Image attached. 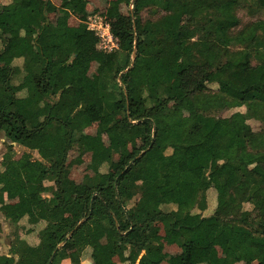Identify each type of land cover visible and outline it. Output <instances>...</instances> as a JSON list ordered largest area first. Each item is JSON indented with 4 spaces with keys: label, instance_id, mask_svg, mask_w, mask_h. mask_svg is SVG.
<instances>
[{
    "label": "trees",
    "instance_id": "16d2710c",
    "mask_svg": "<svg viewBox=\"0 0 264 264\" xmlns=\"http://www.w3.org/2000/svg\"><path fill=\"white\" fill-rule=\"evenodd\" d=\"M55 1L0 4V58L11 59L0 66V216L13 231L0 264H79L94 235V264H161L169 245L180 250L175 264H204L205 250L210 264H264V131L249 124L264 111V18L242 26L247 0H129L108 23L117 48L93 40L54 61L48 38L65 35L71 16L90 19L89 0ZM253 3L264 15V0ZM8 31L19 35L16 49ZM14 78L25 86L21 106ZM188 101L193 118L170 107ZM92 126L117 130L116 141L86 138ZM14 144L28 152L15 159ZM72 150L89 156L80 182ZM9 183L16 203L3 193ZM71 207L68 220L54 219Z\"/></svg>",
    "mask_w": 264,
    "mask_h": 264
},
{
    "label": "rangeland",
    "instance_id": "374dc122",
    "mask_svg": "<svg viewBox=\"0 0 264 264\" xmlns=\"http://www.w3.org/2000/svg\"><path fill=\"white\" fill-rule=\"evenodd\" d=\"M7 2H9V0H1L0 4H4ZM52 3L56 6H59V3L55 0H52ZM128 3H129V0H89V5L87 7V11H88V14L90 16V19L88 20V22H90L89 28L91 30V32H90L91 37L90 36L89 37H82L80 44H85L86 42H89L88 39L90 38V40L92 39V41L96 40L97 48L103 50L102 46H106V44L108 43L107 41L109 39V38H107V35H105V29L107 28L106 26H108V23H110L111 21H114L120 14H127V9H128V7H130V4H128ZM238 17L242 21V26H243L246 23H248L250 20L253 21V20H256L257 18H264V15H261L259 12L256 11L255 4L253 3V0H247L245 5L241 6L238 9ZM50 19H51V21H54V17L50 16ZM29 23H30V21H29ZM183 29L185 31L186 38H190V39L195 38L194 34L192 33L191 22L184 24ZM5 35L7 36V39L9 41L10 45L15 46L16 41H17V33L5 32ZM12 42H13V45H12ZM61 44L62 45L69 44V42L65 41V43H61ZM112 44L113 43L111 41V43H109L108 45H112ZM66 46L67 45H65V47ZM65 47L60 48V44L57 45L56 47H54L53 51L56 52V56L60 55L61 59H64L62 57L63 56L66 57V54H65L64 50H62L63 53L61 54V49H64ZM109 48L113 49L111 46H109ZM116 48H117V45H116ZM60 57L58 59H60ZM99 59H100V56L98 55L94 60H99ZM94 66L96 67L95 64L93 66H91L89 72L91 74H93V76H96V71L94 70L95 69ZM88 76H87L88 79L85 81V84L92 85L94 81L92 78H90V75H88ZM132 81H133V84L136 85L137 87L140 85V82H139L137 76H133ZM13 83L10 85L11 89L13 90V92L15 94L20 96V97H16L15 105L20 106L21 105V102H20L21 101V90L20 89L23 86H21V84H18L19 80L17 78L13 79ZM170 107L172 109L180 111L183 114V116H186L189 118H193L195 116V110H194L193 104L189 101L184 102V103H180V104L172 103V104H170ZM244 110H245L244 108H238L236 110L224 112V113H222V116H228L235 111L243 112ZM249 124H250L251 128L256 132L264 131V111L259 116V119L253 118L249 122ZM84 135L88 136L89 138L91 137V138L96 139L98 141H102V142H104L105 145L110 146L116 141L118 131L114 130V129L111 130V129H105L102 127L92 126V127H89L88 129H86L84 131ZM3 141H4V139L1 138V136H0V159H1L2 154L5 152ZM13 147H14V150L16 152L15 159H18L22 155V153L28 152V150L21 149L17 145H14ZM78 152L75 155H73L72 152H69L68 162L70 163L74 160L72 167H71V171L74 173L75 176H73V177H75L76 181L80 182L81 176H83V174L89 172L88 171L89 157H88V155H85L81 152L78 153ZM31 154H32L33 159L42 160V161H44V159H46L45 155L40 156L39 154L33 153V152H31ZM145 164L148 165L153 172L155 171L153 168V165L151 163L146 162ZM16 173H17V171H16ZM226 179H227L228 183H232L235 180V174L234 173H228L226 176ZM45 184L49 185L50 183L46 182ZM13 186L15 187V189L13 187V192L16 189L18 190L17 185H13ZM244 208L246 210H250L251 206L246 204V205H244ZM72 209H73V207L66 209V210H57V212L55 213L54 219L56 221L68 220ZM12 232L13 231L10 227V224L7 221H5L2 216H0V254H7L8 253L9 244L13 238ZM160 233H162V230H160ZM162 235L166 236V235H164V233H162ZM213 244H214L213 246L215 248H218L220 251L221 250L223 251V247L225 249V241L224 240H216V241H214ZM215 244H216V246H215ZM169 253H170V256H172V258L174 260L175 257L180 254V250L173 248V251H169ZM176 253H177V255H175ZM219 254L222 257H224L226 255V253H221V252H219ZM203 255H204V257H203L204 264H210L211 259L208 257V251L205 250L203 252ZM165 264H169V263L166 262Z\"/></svg>",
    "mask_w": 264,
    "mask_h": 264
},
{
    "label": "crops",
    "instance_id": "0c3cea01",
    "mask_svg": "<svg viewBox=\"0 0 264 264\" xmlns=\"http://www.w3.org/2000/svg\"><path fill=\"white\" fill-rule=\"evenodd\" d=\"M1 1V0H0ZM41 1H46V0H41ZM10 3V0H9V2H7V4H9ZM6 4V3H5ZM88 5H89V2H88ZM88 5H87V7H88ZM87 7H86V12H87V14H88V11H87ZM51 17H54V21L53 22H55V20L57 19V15L56 14H52V16ZM29 21H30V23L32 22V19H31V17H27V18H24V19H22V24H30L29 23ZM90 22H81V21H78L77 19H75L74 17H70L69 19H68V29H67V32H66V34L65 35H63V36H60V37H49L48 38V43H49V46H50V48H51V51H52V54H53V60L54 61H57V59L60 57V55H58V56H56V52H54L53 51V49H54V47H56L57 45H59L60 44V48H63V47H65V45H67L64 49H61V54L63 53L62 52V50H64V52H65V54H66V57L65 58H67V49L68 48H72V47H75V46H80V45H84V44H80V42H81V39H82V37H91V30H90ZM9 33H17V32H11V31H8ZM18 37H19V35H18V33H17V39H18ZM68 40V41H67ZM89 40V42H86L85 44H87V43H90V42H92V39L90 40V38L88 39ZM65 41L66 42H69V44H64V45H62L61 43H65ZM80 45H79V44ZM10 44V43H9ZM12 45H13V42H12ZM16 47V45L15 46H12V48L13 49H16L15 48ZM61 58V57H60ZM63 58H64V56H63ZM59 60V59H58ZM10 62H11V59H9V58H0V66H5V65H9L10 64ZM101 61H100V59L99 60H93V62L91 63V66H93L94 64L96 65V67H95V71H96V76H97V73H98V69L100 68V66H101ZM91 66H90V68H91ZM90 70V69H89ZM88 75H90V78H92L93 79V81L95 80V78H96V76H93V74H91L89 71H88V73H87V75H86V77H85V79H84V81H86L88 78H87V76ZM89 77V76H88ZM85 83V82H84ZM94 83V82H93ZM86 86L88 85V86H91V85H89V84H85ZM21 86H23L20 90H21V104H22V102H23V96H25V91H24V88H25V86L23 85V84H21ZM16 96L17 97H20V96H18L17 94H16ZM21 106V105H20ZM83 135H84V131H83V133H82ZM86 138H89L88 136H86V135H84ZM89 139H92V140H95V141H98V140H96V139H93V138H89ZM15 145V144H14ZM18 147H20L21 149H24L25 150V148H23V147H21V146H18ZM27 150V149H26ZM70 152H72V154L73 155H75L78 151H75V150H72V151H70ZM33 153H37V152H33ZM79 153V152H78ZM38 154V153H37ZM54 153L53 152H50V153H39V155L41 156V155H45L46 157L45 158H47L48 157V155H53ZM84 154V153H83ZM3 155V154H2ZM85 155H87V154H85ZM89 157V156H88ZM1 160V159H0ZM45 160V159H44ZM40 161H42V160H40ZM74 161V160H73ZM73 161L72 162H70V169H71V167H72V164H73ZM90 162V161H89ZM88 167H89V165H88ZM14 168V165L13 166H10V168H9V172L12 174V175H18V173H16V170H14L13 169ZM13 185H15V184H13V183H9V184H7V185H5V187L3 188V193H4V195L6 196V198L9 200V202L10 203H16L17 202V200H18V197H17V192H18V190L16 189L14 192H13ZM14 189H15V187H14ZM98 237V236H97ZM96 237V235H94V238H93V242L90 244V246L83 252V254L81 255V258L80 259H78L76 262H78L79 264H94L93 263V261H92V259H91V257H90V252H91V250L93 249L94 251H95V254H98L99 252H100V244H99V239ZM215 246H216V244H215ZM173 248H176V249H178L179 250V248L178 247H176L175 245H169V246H167L166 247V251H165V256H164V259H163V261H162V263L161 264H165L166 262H168L169 264H175L176 263V261L178 260V257H179V255L178 256H176L175 257V259L173 260V258H172V256H170V253H169V251H173ZM216 250H217V252H218V254H219V252H221V253H225V250H224V247H223V251L221 250H219L218 248H215ZM179 252V251H178ZM175 255H177V253L175 254ZM220 255V254H219ZM221 256V255H220ZM115 261V263L116 264H118L117 263V261L116 260H114Z\"/></svg>",
    "mask_w": 264,
    "mask_h": 264
},
{
    "label": "built area",
    "instance_id": "2783aa9c",
    "mask_svg": "<svg viewBox=\"0 0 264 264\" xmlns=\"http://www.w3.org/2000/svg\"><path fill=\"white\" fill-rule=\"evenodd\" d=\"M107 28L105 29V35H107V38H109L108 39V43L106 44V46H102L103 47V49H105V50H111V48H109V46H111L113 49H114V47L116 48V45H117V43L115 42V40L112 38V36H111V34H110V32H109V28H108V26H106ZM111 41H112V45H108L109 43H111Z\"/></svg>",
    "mask_w": 264,
    "mask_h": 264
},
{
    "label": "water",
    "instance_id": "95a60500",
    "mask_svg": "<svg viewBox=\"0 0 264 264\" xmlns=\"http://www.w3.org/2000/svg\"><path fill=\"white\" fill-rule=\"evenodd\" d=\"M63 244H64V242L62 244H60V246L63 245ZM50 261H51V259H50Z\"/></svg>",
    "mask_w": 264,
    "mask_h": 264
}]
</instances>
